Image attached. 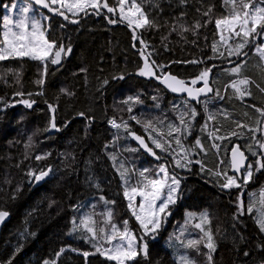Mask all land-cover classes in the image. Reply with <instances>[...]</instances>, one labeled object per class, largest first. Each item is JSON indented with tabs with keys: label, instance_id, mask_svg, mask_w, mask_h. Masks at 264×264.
<instances>
[{
	"label": "trees",
	"instance_id": "trees-1",
	"mask_svg": "<svg viewBox=\"0 0 264 264\" xmlns=\"http://www.w3.org/2000/svg\"><path fill=\"white\" fill-rule=\"evenodd\" d=\"M116 1L107 3L117 7ZM143 6L155 27L135 30L136 39L133 28L104 10L99 15L87 10V15L74 18L77 23L50 17L46 35L65 45L66 51L70 45L71 52L64 56L61 67L49 64L43 87L36 83L42 74L36 61H0V210L10 213L0 233V261L12 258L19 247L13 264H44L45 260L55 264H115L96 253L95 242H89L91 235L78 223L82 211L89 206L97 208L105 201H114L106 204L118 210L119 224L124 226L127 220L128 228L140 238L127 212L121 174L130 178L127 185L130 190L142 179L138 170L158 163L146 158L133 145L132 136L123 127H110V121L115 119L117 123L126 121L131 131L144 137L160 157L159 163L166 164L181 183L180 198L170 208L167 227L158 232L155 241L144 238L147 256L139 255L134 264H179L185 249L197 264H207L206 237L195 227L201 222L203 212L208 213L210 220L204 225L205 230L211 229L216 242L213 264H264V232L256 222L264 210V170L242 188L221 187L226 183L222 175L225 170L233 176L228 154L234 145L241 147L249 163L254 164L256 159L248 151L249 145L253 151L264 154L254 144L253 132L249 131L256 129V137L264 139V117L256 111V108L264 109V91H261L264 60L254 52L261 39L244 49L246 56L228 55V45L220 40L215 25L216 19L230 11L224 0H185L184 3L143 0ZM210 7L212 11L205 16ZM109 19L117 22L109 23ZM197 21L201 24L198 29ZM213 44H216L215 52ZM145 57L150 64L155 61L152 67L157 76L171 74L188 85L202 71L211 69V96L191 104L185 98L170 95L159 83L138 75ZM237 63L242 65L241 72L230 73L228 70ZM244 78L250 80L247 89L251 95L240 99L231 84ZM61 89L72 95L62 93ZM18 92L23 95H16ZM129 96L139 97L140 103H122ZM23 100L35 103L29 108ZM49 104L55 106V113L49 110ZM190 109H195L197 115L194 119L185 116L191 128L190 134H183V143L185 148L192 149L189 157L193 162L181 168L176 166L173 155L156 149L147 139L151 130L146 131L143 125L151 121L175 149L177 134L168 137V125L182 127L178 117ZM81 112L85 114L83 117L79 115ZM209 114L215 115V121L208 120ZM53 115L59 131L50 128ZM132 116L137 119H131ZM237 123L247 127L240 129ZM205 124L207 128L202 130ZM216 129L218 136L227 138H210L209 134ZM232 131L240 135L229 136ZM197 137L206 152L194 147ZM36 156L46 158L36 160ZM49 167L52 172L46 182L34 187L35 181L27 175L29 170L38 172ZM132 169L137 171L135 179ZM249 207L253 208L252 213L248 212ZM188 213L196 215L189 220ZM73 221L78 226L76 230ZM202 237L204 240L197 248L186 247L189 240ZM61 248L65 251L57 257ZM84 252L90 255L85 258Z\"/></svg>",
	"mask_w": 264,
	"mask_h": 264
},
{
	"label": "snow or ice",
	"instance_id": "snow-or-ice-1",
	"mask_svg": "<svg viewBox=\"0 0 264 264\" xmlns=\"http://www.w3.org/2000/svg\"><path fill=\"white\" fill-rule=\"evenodd\" d=\"M34 2L36 5L47 9L49 12L62 16L65 20H69V16L66 14V12L71 13L73 16H76L78 13H84L87 15V9L89 7L96 10L97 15L100 14L99 9L101 7L106 8L109 13L115 14L117 11L116 7L109 6V3L107 2L101 5L99 0H34ZM184 2L185 0H181V3ZM57 4L60 5V8L53 7V5ZM117 4L120 21H127L130 28L135 26L133 39L137 38L135 29L155 27V22L149 19V14H147L144 10L143 0H117ZM224 5L226 8L230 6V11L227 15H223L221 18L215 20L216 28L220 32V40L228 45L229 56H246L247 53L244 52V49L249 45H252L258 37H264V0H224ZM61 9L66 10V12ZM211 11L212 8L210 7L208 11L204 13V15L208 16ZM29 12L30 9L25 7L22 9V15L20 18L15 20L10 17L5 18L3 24V39L2 42H0V61L6 60L8 58L24 57L35 61H40L43 64V73L41 74V78L38 79L36 83L43 87L46 83L45 77L48 74L49 64L59 65L61 62L62 53L67 55L71 52V47L69 45L67 47V51H65V45L62 43L58 44V42L54 39L50 40L46 35L48 32V27L42 24L41 19L36 18L35 15H29ZM43 20L49 21L50 17L44 16ZM71 22L77 23L78 21L73 19ZM116 22L117 21L115 20L109 19V23ZM61 27L64 26L61 25ZM200 27L201 24L199 21H197L195 28L198 29ZM188 30V28H183V31ZM225 33H227V35H225ZM229 40L235 41L234 47L229 44ZM141 43H144L143 40H141ZM54 49L56 50L54 51ZM256 50L261 59L264 60V44L257 45ZM213 51H216V44H213ZM141 55L143 56L144 53L142 52ZM221 55L223 54L221 53ZM192 63H196V61H192ZM154 64L155 61H152L150 64L148 57H145L144 67L139 69L138 75L156 76V78L159 79L160 82L163 83L171 92L187 93L189 99L198 100L201 95H206L207 93L213 91L209 86L208 79L211 69H205L199 74L198 77L191 81V85L193 86L196 85L198 81H203L204 86L202 88H195L188 86L184 80L178 79L176 76L171 74L165 73L162 77L157 76L152 67ZM241 68L242 65L237 63L235 67H232L228 71L233 74H239L241 72ZM81 71L86 70L82 69ZM18 76L19 74H17V77ZM119 78L123 79L122 76ZM17 82H19V79H17ZM104 83L106 84L107 80H105ZM249 84L250 80L248 78L234 80L232 82L231 87L234 89L237 98L242 99L245 96L251 95V92L247 89ZM242 85L244 87H241ZM261 91H264V89H261ZM61 92L66 95H72V93L68 92L67 89H61ZM37 94L40 95L43 93L41 92ZM16 95H23V93L18 92ZM28 95L31 96L32 93H29ZM22 103L31 108L35 101L23 100ZM122 103L132 105L135 103H140V100L139 97L129 96L127 99L122 101ZM185 107H188L187 103H185ZM49 110L55 113L56 108L54 105L49 104ZM128 111H132L131 106L128 107ZM256 111L259 112L262 117H264V109L256 108ZM79 115L83 117L85 114L81 112ZM196 115V110L190 109L189 111L182 112L178 117L182 127H178L173 124L168 125L169 131L166 135L168 137H173L174 133L177 134L174 136L176 145L175 149L172 147V142L170 140L164 139L165 133L158 131L156 126L153 125L151 121L143 125L146 131H149V129L151 130L149 131L147 139L151 141L156 149H160L162 152H167L169 155H173V159L177 167L186 168L193 162L189 157V153L192 151V149L185 148L183 143V134H190L191 128L190 123L185 120V116H190L192 119H194ZM245 115H247V113H245ZM225 118H227V116ZM131 119L136 120L137 118L132 116ZM215 119V115H208V120L215 121ZM110 123L114 128L117 129L123 127L128 135L132 136L136 141L139 142L141 147H143L151 155L156 156L157 159H160L153 148L149 147V144L146 142L144 137L137 135L135 132L130 130L126 121L123 123H117L115 119H113L110 121ZM137 123H140V121L137 120ZM237 127L243 129L247 127V125L237 123ZM50 128L59 131V128H57L55 123V115H53L50 122ZM206 128L207 124L203 126L202 130ZM249 131L253 132L252 139L254 144L258 145L261 153H264V139H258L256 137V129H249ZM153 132L156 133V135H152ZM218 132L219 129H216L215 132L210 133V138L221 140L227 138L218 136L216 134ZM228 135L238 136L240 133L232 131ZM29 141L31 142V137H29ZM212 146L216 148L219 147V145L216 144H213ZM194 147H197L204 152L207 151L201 143L199 137H197ZM177 149L179 151H177ZM134 150L135 149H133V151ZM248 151L251 152V155L256 158L254 164L246 163L249 158L245 155V152L241 150L239 145H234L231 148L230 166L232 170L242 178L243 183H238V176H229L227 174V170H225L222 175L224 178H226V183L221 185L222 188H242L253 180L257 172L264 170V154H258L256 151H253L251 145L248 146ZM45 158L46 156H36V160ZM112 159L115 160V157H112ZM196 163H200V161H196ZM221 163H223V161H221ZM201 170H204L203 164H201ZM149 171V169H144L141 171L139 173L140 177L142 178L141 181H139L135 187H131L130 190L127 186L130 178L125 173H122L121 176L125 183L124 196L129 200L128 207L132 211V215L135 216L145 234H154L160 229L162 222L166 220V217L169 214V206L174 205L180 198V179L175 173H169V169L166 164H161L159 166V169L154 177L146 175V173H149ZM51 172L52 168L49 167L47 170H39L38 172L36 170H29L27 175L32 180L39 183L48 177ZM214 174L220 175L221 173ZM17 191H19V189H17ZM136 197L140 198L138 206L134 203ZM13 199H15V196ZM101 200H104L103 196H101ZM105 202L114 203V201ZM239 207L241 209L243 208L242 202ZM248 212L252 213L253 208L249 207ZM241 214L243 213L241 212ZM9 215L10 213L7 210H0V223H2ZM106 215L108 220H106L105 223H108L112 217L111 210H109ZM195 215V213H188L189 220H191ZM200 221V223L195 224V227L200 229V231L204 233V237H206V241H204V247L209 250L207 259L209 264H213L212 253L216 250V242L214 241L211 229L209 228L208 230H205L204 227V225L210 223L207 212L200 214ZM256 222L260 230L264 232V210H262V215L257 219ZM80 223L89 233H91V239L89 242L103 239L106 243L111 245L109 248H102V246H99L98 243H93L96 253H99L101 256H105L107 260L115 261L116 264H127L129 261H134L138 255L137 249L139 248V245L136 243L138 238L129 231L127 220L124 221V230L122 232L115 224H111V234H107L104 228H100L99 235L97 234V231L94 227L89 226L90 224L95 223L90 216L82 219ZM73 225V230H76L78 226L75 224V221H73ZM117 236L119 237V240L113 243V241H116ZM204 237H202L201 240H189L186 247L197 248V246L204 240ZM139 239H143V237H140ZM125 241L127 242L126 244L124 243ZM19 251L20 248L18 247L13 252L12 258H9L6 261H0V264H13V258ZM64 251L65 250L61 248L60 251L56 253V256L59 257ZM244 254L248 255L247 252ZM89 255V252L83 253L85 258H87ZM44 264H55V261L50 262L45 260ZM182 264H193V262L188 257H182Z\"/></svg>",
	"mask_w": 264,
	"mask_h": 264
},
{
	"label": "rangeland",
	"instance_id": "rangeland-1",
	"mask_svg": "<svg viewBox=\"0 0 264 264\" xmlns=\"http://www.w3.org/2000/svg\"><path fill=\"white\" fill-rule=\"evenodd\" d=\"M107 1L108 0H99V3L102 5L103 3L107 2ZM114 1H116V0H114ZM25 7H28L30 9L29 15H35L36 18L41 19L42 24H44L47 27H49V21H44L43 20V17L44 16H48V15L46 13H44L43 11L37 10L34 6H32L26 0H5V1L0 0V42H2V39H3V31H4L3 24H4L5 18L10 17V18H12L14 20L20 18V16L22 15V9L25 8ZM53 7L54 8H60V5L59 4L53 5ZM116 8H117L116 13L115 14L110 13V14H112L113 17L115 16L120 21L118 5H117ZM61 10H63V11L66 12V10H64V9H61ZM87 10L96 11V10L90 8V7ZM103 10H104V12L106 11L107 13H109L107 11V9L106 8H103V7H101L99 9V12L102 14L103 13ZM66 14L68 16L71 15V17H69V21H68V23H70L75 17H77L78 15H81L83 13H78L76 16H73L71 13H67V12H66ZM48 17H50V16H48ZM56 17H58V16H56ZM123 23L128 24L127 21H123ZM132 28L134 29L135 26H133ZM135 30L138 31L139 29H135ZM218 34H219V37H220L219 30H218ZM225 35H227V33H225ZM258 38L261 39V43L260 44H264V37H258ZM233 43H235V41L229 40V44L233 45ZM224 45H226V44L224 43ZM55 50L56 49H54V51ZM54 51H53V54H54ZM254 52L258 54V52L256 50V47L254 48ZM9 59L21 60V59H30V58H27V57H24V58H8L6 60H9ZM30 60H32V59H30ZM33 61H35V60H33ZM36 62L38 63V66H39V69H40L41 73H43V64L40 61H36ZM159 75L161 77L163 76V74H159ZM146 77H148V76H146ZM202 85H203V81H198L196 85H194V86L192 85V86L193 87H199V86H202ZM170 95H172V94H170ZM110 127L112 129H116L112 125H110ZM161 164H164V163L162 162V163H158V165L146 167L145 169H149L150 170L149 173H146V174L149 175V176L154 177L155 174H156V172L159 169V166ZM132 170H133L132 176H133V179H135L138 176L137 175V171H135L134 169H132ZM138 172L140 173L141 171L138 170ZM223 178H224V176H223ZM137 183H138V180L135 182L134 187L137 185ZM232 188H234V187H232ZM225 189L228 190V189H231V188H225ZM179 192H180V188H179ZM139 199H140L139 197H136L135 198V201H134V203L137 206H138V203H139ZM125 201H126L127 212L129 213V218H131V220L133 221V223H135L136 228H137V231L141 235L140 237H143V239H139L137 237L138 239L136 240V243L139 245V248L137 249L138 255L136 256V258L134 259V261L127 262V264H134L135 262H137V258H139V255H145V256H147V252H148V249L147 248H148V245L146 244L147 242L144 240V238L149 237V238L152 239V241H155L153 239L157 238L158 232H160L161 230H163V229H165L167 227L168 220L170 219V208L172 206H174L176 203L174 205H170L169 206V214L167 215L166 220L162 222V226L160 227V229L156 233H154V234L153 233H147V234H145L144 231H143V229L140 227L139 222L136 220L135 216L132 215V211L128 207L129 200L126 197H125ZM99 204L100 205L97 208H92L91 206H89V209H86L85 211H82L83 214L81 215V218L78 220V223L82 227H84L80 223L81 220L84 219L85 217H89L90 216L95 223L94 224H90L89 226L92 227L94 225V228L96 229L98 235H99V229L100 228H104L107 234H111L112 233L111 224H115L117 226V228L122 232L124 230V226L119 224L120 223V221H119V213H118V210L116 209V207H111L110 205H108L106 203H103V202H101ZM109 210H111V212H112V217H111V220L108 223H105V221L108 220V217H107L106 214H107V212ZM82 230H84V229H82ZM129 231L136 237V235H135V233H134L133 230H130L129 229ZM88 234L91 235V233H88ZM89 238H91V237H89ZM118 240H119V237L117 236L116 241H113V243L117 242ZM94 242L95 243H98L99 246H102V248H109V247H111V245L108 244V243H106L103 239H100L99 241H94ZM124 243L126 244L127 242L125 241ZM145 245H146V248H145ZM189 254H190V252L185 249V253L182 254V257H188L193 262V264H197L194 261V258L193 257H190ZM182 257H179L180 258L179 264H182ZM113 262L116 264L115 261H113ZM207 264H209V262H207Z\"/></svg>",
	"mask_w": 264,
	"mask_h": 264
},
{
	"label": "water",
	"instance_id": "water-1",
	"mask_svg": "<svg viewBox=\"0 0 264 264\" xmlns=\"http://www.w3.org/2000/svg\"><path fill=\"white\" fill-rule=\"evenodd\" d=\"M28 3H30L32 6H34L37 10L39 11H43L44 13H46L48 16L50 17H56L58 16L59 19L63 20V21H66L62 16L60 15H57L55 13H52V12H49L47 9H44L43 7L39 6V5H36L34 0H26ZM63 58H64V53H62V58H61V62L59 65H52L54 68H59L61 67L62 63H63ZM144 61V64H145V58L143 59ZM144 67V65H143ZM150 79L154 80L156 83H159L161 85V87L169 94H172L174 96H176L177 98H185L187 100V102L191 103V104H195L199 101H201L202 99H207L208 97L211 96L212 92L210 93H207L206 95H201L198 100L197 99H189L188 96H187V93H173L171 92L163 83L160 82L159 79L156 78V76H148ZM209 86H210V74H209ZM188 85V84H187ZM190 87H193L191 85H188ZM204 85L202 86H199V87H195V88H202ZM211 87V86H210ZM131 142L133 143V145L146 157L148 158L149 160L153 161L154 163H159L160 162V159H157L156 156H153L151 155L148 151H146L143 147L140 146L139 142L136 141L133 137L130 138ZM146 140V139H145ZM147 142V141H146ZM228 160H229V167H230V173L233 175V176H238L237 173H235L231 166H230V161H231V150L228 154ZM246 163H249V159ZM50 175V174H49ZM49 177V176H48ZM48 177H46L44 180L40 181L39 183L37 182H34V187H38V186H41L43 185L46 180L48 179ZM238 182H241L242 181V178L238 176V179H237ZM9 216L7 218H5V220L0 223V233H1V230L2 228L5 226V224L9 221Z\"/></svg>",
	"mask_w": 264,
	"mask_h": 264
},
{
	"label": "bare ground",
	"instance_id": "bare-ground-1",
	"mask_svg": "<svg viewBox=\"0 0 264 264\" xmlns=\"http://www.w3.org/2000/svg\"><path fill=\"white\" fill-rule=\"evenodd\" d=\"M143 65H144V61H143Z\"/></svg>",
	"mask_w": 264,
	"mask_h": 264
},
{
	"label": "flooded vegetation",
	"instance_id": "flooded-vegetation-1",
	"mask_svg": "<svg viewBox=\"0 0 264 264\" xmlns=\"http://www.w3.org/2000/svg\"><path fill=\"white\" fill-rule=\"evenodd\" d=\"M65 51H66V48H65ZM65 55V54H64Z\"/></svg>",
	"mask_w": 264,
	"mask_h": 264
}]
</instances>
